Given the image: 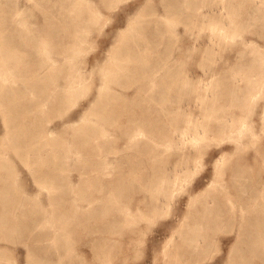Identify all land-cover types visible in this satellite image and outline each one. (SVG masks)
<instances>
[{"label":"bare ground","instance_id":"bare-ground-1","mask_svg":"<svg viewBox=\"0 0 264 264\" xmlns=\"http://www.w3.org/2000/svg\"><path fill=\"white\" fill-rule=\"evenodd\" d=\"M42 1L38 7L44 19L30 26L25 17L17 16L20 10L11 0H0V264L18 263V248L8 242L14 244L24 238L29 241V256H47L51 264L54 249L58 260L63 259L64 240L73 230H80L77 224L97 230L99 227L92 224L99 222L100 214L105 218L103 230L113 231L123 215L119 213L120 203L133 197L140 182L146 186L150 175L151 194L149 200L145 198L139 216L119 219L121 232L137 233L141 219L159 215L179 195L186 179L196 172L197 157L204 154L208 141L215 145L218 137L249 135L256 142L264 134V129L260 133L246 121L244 113L254 99L257 82L264 79V44L241 33L253 24L260 27L257 33L264 37V11L251 10L243 0H161L160 11L148 0L128 17L104 57L95 54L85 58V44L102 19L103 9H111L122 0ZM240 9L246 16L238 20L235 14ZM172 16L185 23V31L193 38L188 48L185 32L176 29ZM7 29L11 32L6 35ZM203 30L210 32L205 50L200 51ZM237 33L240 36L235 38ZM228 36L231 43L241 44L242 54L251 47L248 63L258 64L257 73L236 71L225 81L218 76L212 93L217 72L213 61L201 59L198 64L209 76L200 77V85H194L184 65L188 51L204 59L214 56L217 52L206 50L218 49ZM131 87L132 91H126ZM84 94L83 114L75 123L70 117L50 124L54 114ZM234 107L243 113L234 112ZM237 141L235 152L242 153L243 144ZM111 143L117 144L116 151L122 155L117 160L107 155ZM254 153L253 159L243 155H232V159L224 151L217 157L209 184L189 196L186 212L164 241L163 264H190V260L207 253L221 228L235 224L239 233L229 251L228 264H264L263 144ZM13 154L28 165L40 185L49 187L54 207L51 216L39 194L24 189ZM70 154L77 156L76 168L82 171L75 185L87 186L92 203L67 214L55 201L58 179L62 181L59 168ZM97 170L106 178H97ZM104 239L102 246L99 240L93 242L102 256H122L123 260L130 254L123 240ZM157 256L152 264H156ZM77 257L73 252L65 259L66 264H90Z\"/></svg>","mask_w":264,"mask_h":264},{"label":"rangeland","instance_id":"rangeland-1","mask_svg":"<svg viewBox=\"0 0 264 264\" xmlns=\"http://www.w3.org/2000/svg\"><path fill=\"white\" fill-rule=\"evenodd\" d=\"M146 1L148 0H122L115 7L111 9L104 8L103 9L104 15L102 16V19L93 29L94 32L92 31V33L90 34L92 38L89 36L88 38L89 41L85 44L84 51L85 50L86 51L83 52L84 57L92 58L95 54H99L102 57H104L107 51L109 50L110 46L113 44L116 38L117 32H120L126 26L128 17L133 15ZM214 1L215 3H218V1L220 0H214ZM243 1L245 2V4L248 3L250 5L251 10L252 8H254V10L256 11H264V0H243ZM40 2L43 4L42 0L38 2L37 0H24V1L23 0H11L12 6H15L17 7L16 9L20 10L19 13H17V16L25 17L26 20L30 22V26H34L35 22L40 23L44 19V16L42 14L43 12L42 9L38 7V3ZM150 4L155 5L160 11L162 10L161 0H150L149 5ZM227 10L229 11V9L224 8V11L227 12ZM33 11L36 13H34ZM245 16H246L245 10L243 9L242 10L240 9V13L235 14V17L238 20L243 19ZM170 20L174 21V25L176 29L181 30L182 32H185L183 33L184 39H185V45H186L185 47L188 48L189 45H191L193 38L188 34V32L185 31V23L181 22L179 18L176 16H172ZM175 21H176V24H175ZM257 27L259 26L252 24L248 30H247V27H245L244 28L245 30L244 31L242 30L241 33L244 34L245 36L251 37L255 42L259 44H264V37L257 33V30L260 29V27L259 28ZM96 31L97 33H95ZM10 32H11L10 29H7L5 34L7 35ZM209 32H210L209 30L208 31L203 30L201 32L203 34L200 36L201 39L199 38V42L201 43L200 51L203 50L207 46L206 42L208 39ZM239 36H240V33L235 34V38ZM94 38L95 39L97 38V39L95 40ZM231 39H232L231 36L230 37L228 36L227 39L222 40L218 49L214 50V49L208 48L206 50L208 51V53L217 52L216 55L220 54V56L218 55L219 58L216 55L214 56L212 55V56H207L205 60L204 58H201L200 54L194 53L190 55V52L188 51L189 56H187L186 54L184 58L185 60L184 65L189 70L190 75L192 74L191 76L193 77L192 80H193L194 85L196 84L200 85L201 79L202 78L207 79L206 76H209V73L205 74V70L204 68H202L203 66L201 65L202 66L201 67L198 64L199 60L201 61V59L203 61H209V62L213 61V63L211 62V65L212 67H214L213 69L217 72V74L215 75L212 81L213 82L212 93H214V90H215L214 85L216 84L219 77H221L225 81V79L228 77L229 74L234 75L236 71L244 72L245 70L247 73L249 72L255 73L256 71H258V70H255L258 64H256L255 62L248 63L249 58L252 56V53L249 52L251 47L248 48V52H245L244 54H242L239 51L241 44L236 43V41L235 42L233 41L231 43ZM96 42L98 43V45H96ZM91 44L93 45V47L91 46L92 50L90 48ZM0 66H1V63H0ZM198 79L200 81H198ZM242 83H244V81ZM126 91H132V87ZM196 92H197L196 94H198V90H196ZM216 92H217V89H216ZM253 96H254L253 101H251L249 105L246 106V108L248 106L249 107L245 111L244 110L243 111L244 113L247 114L246 121L248 123L251 122L254 126V129L261 133V131H263L264 129V123H263L264 122V79L257 82L255 90L253 92ZM85 99H86V95L84 94L82 97L76 99L68 107L67 106L64 107L59 113L60 115L54 114L51 120L52 122L50 121V124L54 125L57 122L66 121V119L70 117H73V121L75 123L79 117V114L80 115L83 114L81 113L82 111L81 102H83ZM171 107L173 109L178 108L177 105L175 107L174 105H172ZM195 107L196 106L193 107L192 105H190V109H192L193 111H198V107L197 108ZM233 109H234V112H238V111L241 112V109L239 107H234ZM2 125H3V122L0 116V130H2ZM263 133L264 131L262 132V134ZM158 138L162 139V137H158ZM222 138L223 140H221ZM257 138L258 139H255L256 140L255 142L251 140L252 138L249 135H243L239 139L237 138L234 139L233 137L228 138V136L220 137V138L218 137L219 140L217 138L214 139V143H218L215 145L210 143V141L213 142V140L208 141L207 142L208 144L204 150L205 152L204 154L202 153L203 156L202 154H200L201 157L200 155L199 157H197L198 162H197V166L194 169L196 172L193 171L194 173H192V175L194 174L195 175L194 176L190 175V177L186 179L185 183L186 182L187 183L186 184L184 183L185 187H182L181 189L178 190L177 193L179 195L176 194L175 200H173L174 203L172 201L170 205L165 207L166 209L165 208L163 209L165 213L162 211L164 214L161 212L159 213V215L157 214L158 216L157 215L151 216V217L148 216L149 218L141 219L140 221L141 229L140 231L138 230L137 233L130 232V231L123 233L119 230V227L122 224L119 222V219L123 220L124 218V220L127 221V219L130 216H134V217L139 216V212L143 209L145 198L148 199V197H150L151 190H152L151 189L152 188V177H150L149 175L146 186H144L140 182L133 191V197L130 199H124L123 202L120 203L119 213L123 212L122 213L123 215L122 217L120 216L117 224L115 223L117 227L116 229H113V231H104L102 227H103V221L105 220V218L103 219L101 214L99 215V218H98L99 222L97 224L96 222L92 224L93 228L99 227V229L97 230L95 229L86 230L82 228L84 227L82 223L77 224V228L80 230L79 231L73 230V232H71L72 235H70V238H66L64 240V246H63V249H61L62 250L61 254L63 256L62 257L63 259L60 258V260H58L59 256L58 254L55 253L56 251L53 249L51 251L52 254L50 257V260H51L50 263L51 264H66L65 259L68 256H71L72 253L74 252L76 257L78 255L77 258L81 259L83 263L88 262L90 264H103V263L104 264H108V263L109 264H152L153 259L157 253L158 260L156 264H163L164 258H165V256H163L162 254L163 253L162 250L165 245L164 241L167 240V238L169 237L168 235L171 234V231L178 225L184 212H186L187 210L186 205H187V200L189 199V196L192 193H197L198 191L204 189L205 186L209 184L210 177H212L214 174V163L217 157L219 158V156L224 151V152L231 154V158L233 157L232 155H237V156H234V158L243 155L244 157L247 156L253 159L252 157L255 155L254 151L256 152V148H258L259 145L262 146V144L264 146V134L260 138L259 137ZM231 139H234V140H231ZM237 140H240V142L243 144L242 151L245 152L247 150V152L241 153L240 150H237L235 152L236 150L235 147L237 145L236 143L238 142ZM261 140L263 141V143ZM247 145L250 147L247 148L248 147ZM233 147L234 149H232ZM116 149H117V144L111 143L108 147L109 152L107 153V155L117 160V158H120L122 155L121 153H119L120 154L119 156ZM75 158L77 159V156L75 154H70L68 159L67 160L65 159L66 161L62 160V164L60 165V168H59L60 169L59 177L62 181L58 179V182H57L58 186H57V191H56L57 201H55V203L60 204L61 205L60 208L63 210V212L67 214L76 211L77 208H85L92 203L91 198L87 196V189H88L87 186L85 184L75 185V184H78V182L82 178L81 177L82 171L79 170V168H76L77 162ZM19 159H20L19 157L14 155V161L19 170V178L20 180H23L22 183L25 184L24 189L30 193H33L34 195L38 193L41 198L42 204L44 205L46 209H48L49 216H51V213L53 212L54 207L53 205L51 207L52 200L50 199L51 191L49 187L40 185L36 181L35 177L30 174L29 168H27L28 165L23 160L21 159L19 160ZM114 164L115 163H112V166ZM67 167L68 168L70 167V169L67 170ZM95 174H96V177L99 178L100 180L103 178L104 179L106 178V175L103 174L101 170H97ZM205 174L207 175L205 176ZM263 175H264V172H263ZM225 176L229 177V174L226 173ZM139 178H141L142 180L141 175H139ZM70 181L73 184V186H71L72 184L70 183ZM145 187H147L146 191L144 190ZM223 228L220 229L221 231L219 230L217 232L216 234L217 241L212 244V246L207 251V253L200 256L199 258L195 260H190L189 261L191 262L190 264H226V263L228 264L229 251L231 250L232 247L233 248L235 247L236 237L239 232L236 231L238 230L236 224L234 225V227L224 226ZM132 236L136 237L137 239L130 241L129 238ZM104 237L106 238L111 237V238L123 240L124 244L122 245L124 249H127V254L130 253L129 254L130 256L124 255L123 260H122V256H120L121 258L120 257H112V258L108 257L107 258L104 255L102 256L101 249L98 250L93 245V242L96 240H99V244L100 246H102V242L103 240H105ZM22 240L24 241L16 242L14 244H12V242H8L11 246L18 248L17 249L19 251L17 255L18 263L16 264H37L38 262H41V264H49L48 263L49 260L47 256H44V255L41 256L38 254L29 256L27 254L28 247L26 244V242L29 243V241L26 240L25 238ZM43 241L44 243H46L47 240L43 239ZM132 244L133 246H130ZM210 252L212 253V256L210 255L211 254ZM206 255L210 259L206 257L207 260H204L203 258H205ZM162 258L163 260H161ZM186 264H189V263L186 262Z\"/></svg>","mask_w":264,"mask_h":264}]
</instances>
